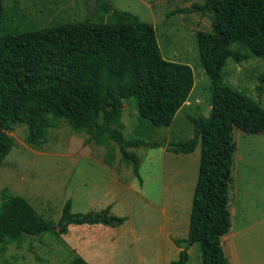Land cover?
<instances>
[{
	"label": "trees",
	"instance_id": "trees-1",
	"mask_svg": "<svg viewBox=\"0 0 264 264\" xmlns=\"http://www.w3.org/2000/svg\"><path fill=\"white\" fill-rule=\"evenodd\" d=\"M2 1L0 166L14 147L10 132L16 125H27L26 143L42 150L53 126L52 117L64 120L75 132L87 134L97 145L114 142L141 180L140 160L127 149L164 146L126 140L124 102L135 99L141 120L153 127H170L195 87L191 66L166 60L155 27L117 10L111 0H97V12L113 15L115 22L86 20L23 30L3 26ZM193 11L213 20L211 31L197 33L201 65L211 81L212 108L208 117L189 118L194 125L193 137L174 144L178 148L171 151L192 154L201 146L188 242L200 243L202 264H231L222 240L232 228L230 189L237 150L233 133L235 129L264 133V108L245 91L226 84L223 70L229 59L241 63L258 57L264 61V0H205L194 4ZM260 82L257 90L261 94L264 74ZM72 205L67 201L61 221L70 223L57 231L27 199L4 189L0 246L34 241L30 235L64 234L69 225L117 228L127 221L111 215V207L83 215L73 214ZM187 251H181L179 260L172 264H186ZM67 264L89 263L77 257Z\"/></svg>",
	"mask_w": 264,
	"mask_h": 264
},
{
	"label": "rangeland",
	"instance_id": "rangeland-1",
	"mask_svg": "<svg viewBox=\"0 0 264 264\" xmlns=\"http://www.w3.org/2000/svg\"><path fill=\"white\" fill-rule=\"evenodd\" d=\"M111 1L117 10L155 27L166 60L191 66L195 87L189 102L170 127H153L141 120L135 99L124 102L126 140L164 146L127 149L140 160L141 180L112 141L97 145L87 134L51 117L47 141L36 150L26 143L27 125H16L10 132L14 147L0 166V206L7 189L12 196L27 199L57 231L63 228L69 200L73 214L111 207V215L127 221L117 228L69 225L64 234L46 233L34 241L0 246V264H67L77 257L89 264H172L184 250H188L186 264H202L200 243L188 242L201 146L192 154L169 147L193 137L189 118L208 117L211 112V81L201 65L197 33L212 30V16L193 11L194 4L205 0ZM2 5L7 29L116 21L102 11L91 15L89 0H5ZM177 10L181 12L171 15ZM223 73L226 84L245 91L264 108V90L261 94L257 90L264 74L262 59L251 57L241 63L229 59ZM233 137L237 150L230 189L232 228L223 247L231 264H264V133L235 129Z\"/></svg>",
	"mask_w": 264,
	"mask_h": 264
},
{
	"label": "water",
	"instance_id": "water-1",
	"mask_svg": "<svg viewBox=\"0 0 264 264\" xmlns=\"http://www.w3.org/2000/svg\"><path fill=\"white\" fill-rule=\"evenodd\" d=\"M89 7H90V13L91 15H95V13L97 12V7H98V1L97 0H89ZM169 148H172V149H177L178 147L177 146H170ZM69 220H65L63 226H65L67 223H68ZM62 226V227H63ZM62 227H60L59 229H61ZM30 237L34 238V239H38L40 236L38 235H35V236H31ZM184 249H186V247L184 246ZM183 249V250H184ZM185 251V250H184Z\"/></svg>",
	"mask_w": 264,
	"mask_h": 264
}]
</instances>
